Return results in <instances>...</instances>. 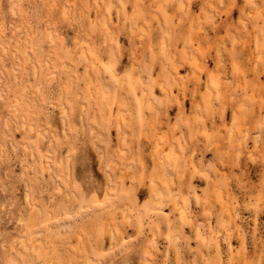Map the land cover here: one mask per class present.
Instances as JSON below:
<instances>
[{"label":"rangeland","instance_id":"1","mask_svg":"<svg viewBox=\"0 0 264 264\" xmlns=\"http://www.w3.org/2000/svg\"><path fill=\"white\" fill-rule=\"evenodd\" d=\"M18 260L264 264V0H0Z\"/></svg>","mask_w":264,"mask_h":264},{"label":"bare ground","instance_id":"2","mask_svg":"<svg viewBox=\"0 0 264 264\" xmlns=\"http://www.w3.org/2000/svg\"><path fill=\"white\" fill-rule=\"evenodd\" d=\"M15 2H13V6H15V4H14ZM13 9H15L14 7H13ZM30 55V54H29ZM30 57V56H29ZM51 169V168H50ZM152 186H153V189L156 191V192H158L160 195L162 194L161 193V190L158 188V186L155 184V183H152ZM162 204H163V199H162V197L161 198H159L158 200H156L155 201V205L156 206H162ZM180 209V208H179ZM40 213V209L37 207V206H33L32 207V209H31V211H30V213H29V216L26 218V220H25V224H26V226L27 227H29V228H35V227H37V226H35L36 224H38V220L40 219V218H38V217H40V215H41V213ZM181 216L182 217H184V211L183 210H181ZM42 216V215H41ZM41 219H42V217H41ZM40 219V220H41ZM39 220V221H40ZM35 226V227H34ZM197 236L198 237H200L201 239H203L204 237H202V235L200 234V232H198L197 231ZM83 237H84V235H83V232H79L78 233V238L81 240V239H83ZM109 238H110V240H114L115 239V234H114V231L111 229L110 230V233H109ZM14 259H15V257H14ZM16 260V259H15ZM20 260V259H19ZM17 261L18 263H20V261ZM22 262V264H23V262L24 263H26L25 261H23V260H21ZM14 263V262H13ZM20 263V264H21Z\"/></svg>","mask_w":264,"mask_h":264}]
</instances>
